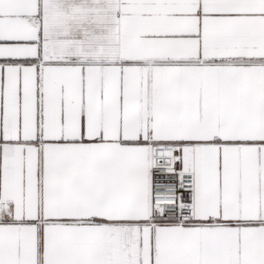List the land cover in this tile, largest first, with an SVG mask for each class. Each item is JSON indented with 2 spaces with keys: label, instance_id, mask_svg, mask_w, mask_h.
Segmentation results:
<instances>
[{
  "label": "snow or ice",
  "instance_id": "obj_1",
  "mask_svg": "<svg viewBox=\"0 0 264 264\" xmlns=\"http://www.w3.org/2000/svg\"><path fill=\"white\" fill-rule=\"evenodd\" d=\"M0 264H264V0H0Z\"/></svg>",
  "mask_w": 264,
  "mask_h": 264
}]
</instances>
